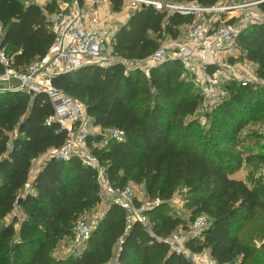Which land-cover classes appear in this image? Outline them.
<instances>
[{
    "label": "trees",
    "instance_id": "16d2710c",
    "mask_svg": "<svg viewBox=\"0 0 264 264\" xmlns=\"http://www.w3.org/2000/svg\"><path fill=\"white\" fill-rule=\"evenodd\" d=\"M171 1L213 6L220 0ZM109 2L113 12L121 10L122 0ZM257 7L264 12V0ZM57 10L54 2L41 7L0 0V48L13 56L15 67L46 52L54 40L46 14ZM192 19L191 13L140 5L117 29L114 52L143 59L165 37H179ZM236 43L264 84V22L244 27ZM213 69L210 65L207 72ZM52 84L83 102L95 124L123 131L122 139L103 144L99 135L87 138L112 188L141 184L145 196L159 202L145 212L147 225H128L126 210L110 202L87 240L70 248L76 223L101 202L97 173L76 155H52L24 190L32 162L59 149L66 132L57 123L46 124L53 109L45 94L0 92V264H192L156 237L187 230L201 214L209 220L203 239L188 238L186 248L207 250L217 264L238 258L245 264L254 254L255 263L264 264V241L256 249L250 234L247 241L238 236L257 210L264 212V183L248 185L231 176L244 162L264 163V134L248 130L239 138L245 125L264 114V85L227 83L228 97L211 110V124L203 130L197 120H185L196 112L201 95L179 59L150 67L148 75L119 63L86 65L54 76ZM179 189L187 218L170 207ZM63 241L68 252L55 254Z\"/></svg>",
    "mask_w": 264,
    "mask_h": 264
},
{
    "label": "built area",
    "instance_id": "2783aa9c",
    "mask_svg": "<svg viewBox=\"0 0 264 264\" xmlns=\"http://www.w3.org/2000/svg\"><path fill=\"white\" fill-rule=\"evenodd\" d=\"M24 5H45L54 2L58 10L47 13L54 40L46 52L36 56L24 66H14L13 56L4 48H0V92L23 91L31 97L38 93L45 94L52 104L53 113L46 124L57 123L66 132L64 144L52 151L49 156L67 159L76 155L84 165L90 166L97 173L101 184L100 197L102 209L91 219L79 220L73 229V240L70 248L79 247L87 240L93 227L104 215L110 202L118 204L126 210V222H140L147 225L146 211L159 202V199L140 201L135 205V193L127 184L122 189L112 188L106 177L105 166L91 152L87 143L89 136L102 137L101 144L107 139H122L123 131L117 128L102 127L93 122L86 105L66 94L62 89L52 84V78L60 73L68 72L86 65L121 64L126 71L142 70L148 75L149 68L166 59H179L186 71H201L205 80L200 81L199 93L201 102L196 112L207 116L215 106L228 97L225 85L234 76V65L224 60L236 57L238 33L247 25L262 21L264 12L246 14L238 26L233 20L224 21L223 13L240 8L257 5L261 0L231 4L225 1L218 5L201 6L196 2H185L162 5L159 0H123L138 5H152L155 9L167 8L170 11L191 13L193 19L185 25L184 37L177 41H168L160 45L153 53L143 59L127 58L114 52L113 40L117 28L108 16L100 17L99 7L106 0H89L87 8H83L79 0H21ZM69 9V10H68ZM183 9H187L184 11ZM66 10H68L66 12ZM218 14L215 19H206L203 14ZM237 51V52H236ZM210 62H205V57ZM249 62V61H248ZM249 64H252L249 62ZM211 65L214 69L207 72ZM253 65V64H252ZM246 84L245 81H241ZM264 128V126H263ZM185 190V189H184ZM113 197L109 203L107 198ZM209 224L204 214L197 216L185 231L181 239L180 232L159 240L168 243L170 249L177 254H183L192 264H217L207 250L192 252L185 246L184 239H203V231ZM240 258L231 264H239Z\"/></svg>",
    "mask_w": 264,
    "mask_h": 264
},
{
    "label": "rangeland",
    "instance_id": "374dc122",
    "mask_svg": "<svg viewBox=\"0 0 264 264\" xmlns=\"http://www.w3.org/2000/svg\"><path fill=\"white\" fill-rule=\"evenodd\" d=\"M66 1H68V0H65V2ZM81 1H82V3H81L82 7L87 8L89 5V1L88 0H81ZM106 1H109V0H106ZM106 1L104 3H107ZM159 1H161L162 5L165 7L167 4H172V5L174 4L175 5L176 3H179V2H174L171 0H159ZM225 1H230L231 4H237V3H242L244 1L252 2L253 0H220L215 5H218V4L223 3ZM79 2H80V0H79ZM122 2L123 3H122L121 10H122V12L125 13V17L129 16L131 12H133L135 9H137L138 6H140V5L136 6L135 3L126 2L123 0H122ZM181 3L184 4L185 2H181ZM109 7L111 8V5ZM261 12L262 11L258 9L257 5H251L248 7H244V8H240L237 10H232V11H228V12L223 13V16H224L223 20L224 21L233 20V24L235 26H238L241 23V19L244 18V16L246 14L261 13ZM126 14H128V15H126ZM217 15H218L217 13L216 14H206V13L203 14V16L206 19H215L217 17ZM125 19L123 20L124 24L126 23ZM111 20H113L112 22H113L114 27H116L118 29L120 26V23L118 21H116L114 18L113 19L111 18ZM261 22H264V15H263ZM1 33L2 32L0 31V35H1ZM166 40H167V37H165L161 41L160 45L165 44ZM224 60H226L227 62L234 65V72H233L234 76H231V78H233V79L231 81H229L228 83H231V82L240 83L241 81H245L246 83H249L254 87H262V85H264L256 77L254 66L252 64H249V62L245 58H243L240 50H238L236 57H232V58L227 57ZM205 62H207V63L210 62V58L208 56L205 57ZM190 76L193 79L195 87H197L199 89L200 81L203 82L205 80L204 74L201 73V71H197V72L188 71V77H190ZM210 112L207 113V116L203 115L201 113L195 112L193 115L186 117L185 120L186 121H189L190 119L197 120L199 122L200 127L203 130H205V129H208V127L211 124V120L209 118ZM263 113H264V109L262 108L261 114H263ZM263 126H264V114L262 116H260L259 119H257V121L255 120L254 122H249L247 125H245V127L242 129V131L239 135L240 141H241V139H243V137L245 136V134L247 133L248 130L257 131V133L259 135L261 132L264 134ZM260 139H261L260 143H264V137L260 138ZM239 145L240 144L235 142L232 146L235 148L237 146L239 147ZM241 149H243V148H241ZM257 149L258 148H256L255 150H257ZM43 157H45V156H43ZM34 165H35V163H34ZM249 165L250 166H247L246 163L244 162L243 165L241 166V168L238 171L232 173L231 176L234 178H237V179L244 180L248 185H251L252 183H255L257 181L264 183V163H261L258 161H253ZM128 184L131 185L130 183H128ZM131 186H132V189L134 190V193H135V201L139 203L140 201L145 200L146 196H145L143 186L141 184H132ZM182 191H183V189L176 190L174 195H173V198L171 200H169V202H170V207L172 208V210H174L176 213H179V214H182V213L186 214V216H187L188 211L183 208L184 201H183ZM112 198L113 197L107 198L105 200V203H107L108 200L110 201ZM109 201H108V203H109ZM100 209H102V204H99V205L95 206L94 208H92L91 210L85 212L81 216V220L91 219ZM256 213L257 214H255L252 217V219L249 220V222L247 224L248 225L247 228H244L243 231H240L238 233V236L241 237L244 241H247L246 237L248 234H250L252 236V238H251L249 244L253 247H256V249H258L257 247L262 245L261 243L264 241V228H262V226L264 225V212H259L257 210ZM9 217L10 216H7L5 218V220H8ZM179 235H180L181 239L185 236L184 233H181V232ZM186 240L184 239L185 242H186ZM61 246H62L61 249L58 248L55 251V254L61 255L62 253L66 252V251L68 252V249L66 248L67 249L66 250L64 248V246H66V243L64 241L62 242ZM252 260L254 261V262H252L254 264L255 260H256L255 254L253 257H251V259L247 260L245 262V264H251ZM240 261H241V258H240L239 262ZM255 264H259V263H255ZM260 264H263V263L260 262Z\"/></svg>",
    "mask_w": 264,
    "mask_h": 264
},
{
    "label": "crops",
    "instance_id": "0c3cea01",
    "mask_svg": "<svg viewBox=\"0 0 264 264\" xmlns=\"http://www.w3.org/2000/svg\"><path fill=\"white\" fill-rule=\"evenodd\" d=\"M89 1V0H88ZM107 3H103L100 7H99V15L100 17H103V16H108V19H115L116 21H118L120 23V25L124 24L123 20L125 19V21H127L128 17L129 16H126L125 17V13L122 12V10H120L119 12H113L111 10V8L109 7L110 5V2L109 1H106ZM58 8V7H57ZM110 8V9H109ZM69 10V9H68ZM66 10V12L68 11ZM125 11V10H124ZM128 15V14H126ZM113 21V20H112ZM185 25H182L181 26V34L179 37H177L176 39H171L169 37H167V40H166V43L168 41H177L181 38L184 37V30H185ZM53 150H50L48 151L47 153H45L44 155L40 156L39 158L35 159L33 162H32V167H31V170H30V174H29V179H28V183L26 184L25 186V189L24 190H27L29 188V185H30V182L33 180L34 176L36 175L37 171L39 170V168L41 167L43 161L45 159H47L49 157V155L52 153ZM45 156V157H43ZM48 156V157H47ZM43 160V161H42ZM35 163V165H34ZM131 185L134 184V183H130ZM173 198V197H172ZM183 214V213H182ZM185 218H187L186 214H183ZM176 232H181V229H177Z\"/></svg>",
    "mask_w": 264,
    "mask_h": 264
},
{
    "label": "water",
    "instance_id": "95a60500",
    "mask_svg": "<svg viewBox=\"0 0 264 264\" xmlns=\"http://www.w3.org/2000/svg\"><path fill=\"white\" fill-rule=\"evenodd\" d=\"M184 11H187V9H183ZM21 200L19 199L18 203L20 202Z\"/></svg>",
    "mask_w": 264,
    "mask_h": 264
}]
</instances>
